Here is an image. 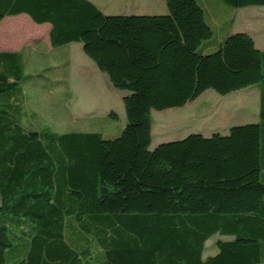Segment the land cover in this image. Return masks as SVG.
Returning a JSON list of instances; mask_svg holds the SVG:
<instances>
[{
	"label": "trees",
	"instance_id": "obj_1",
	"mask_svg": "<svg viewBox=\"0 0 264 264\" xmlns=\"http://www.w3.org/2000/svg\"><path fill=\"white\" fill-rule=\"evenodd\" d=\"M164 1L106 15L91 0H0V21L49 23L51 46L80 42L127 91L114 138L27 129L23 53L0 51V264H264V50L232 19L213 32L196 0ZM251 85L258 122L152 145V111Z\"/></svg>",
	"mask_w": 264,
	"mask_h": 264
},
{
	"label": "rangeland",
	"instance_id": "obj_2",
	"mask_svg": "<svg viewBox=\"0 0 264 264\" xmlns=\"http://www.w3.org/2000/svg\"><path fill=\"white\" fill-rule=\"evenodd\" d=\"M91 1L106 15L163 14L167 9L164 0ZM196 1L213 32L216 33V23L220 24L221 32L227 30L232 19V29L250 31L256 43L264 45V6L235 8L223 0ZM39 45L35 51L26 50L24 57L26 79L21 87L25 113L21 124L31 130L46 126L57 132L97 131L103 138L118 136L126 121L122 97L127 91L111 87L107 94L98 84L100 76H85L84 67L94 63L80 43L74 41L51 49L44 41ZM111 107L114 113H105ZM258 113L257 85L227 94L206 89L183 106L151 112L152 145L154 135L167 142L190 133H226L231 126L258 122ZM213 240L206 242L203 257L216 253Z\"/></svg>",
	"mask_w": 264,
	"mask_h": 264
},
{
	"label": "crops",
	"instance_id": "obj_3",
	"mask_svg": "<svg viewBox=\"0 0 264 264\" xmlns=\"http://www.w3.org/2000/svg\"><path fill=\"white\" fill-rule=\"evenodd\" d=\"M165 12L166 10L162 13H165ZM138 13L150 14L151 12L149 13L148 12H138ZM13 16L14 17L6 16L2 18L0 21V51H21L23 53V57H25L26 50L28 52L29 50L35 51L36 50L35 47H37L36 45L38 44V47H39L40 46L39 44L42 41H44V43H48L49 48L51 49V44L49 41V31H50L49 23L47 22L35 23L28 15L24 13H20V14L13 15ZM262 18H264V15H262ZM236 31L238 30H234V28L233 29L231 28V32H236ZM244 32L249 33L254 39V35L250 31H244ZM75 42H78V41H75ZM254 42L257 48L264 50V45L260 44L259 42L256 43L255 39H254ZM219 43H220V38L217 39L216 44H219ZM81 49H82V45H81ZM83 73L85 74V76L89 78L94 75L100 76L99 82H98L99 86L101 83V87L104 90V92H107V94L111 92L112 90L111 87L113 86L110 84L105 74L102 73L97 68L95 63L94 64L88 63L84 67ZM94 84H96V81ZM105 113L107 114L114 113V108L111 107L110 110ZM158 139L160 138L158 136L155 137L154 135L155 143L160 142Z\"/></svg>",
	"mask_w": 264,
	"mask_h": 264
}]
</instances>
